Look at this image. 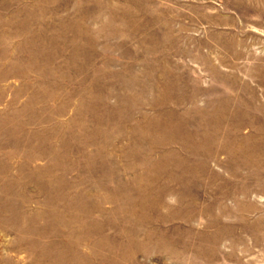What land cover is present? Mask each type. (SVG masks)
Segmentation results:
<instances>
[{"label":"rangeland","instance_id":"obj_1","mask_svg":"<svg viewBox=\"0 0 264 264\" xmlns=\"http://www.w3.org/2000/svg\"><path fill=\"white\" fill-rule=\"evenodd\" d=\"M0 264H264V0H0Z\"/></svg>","mask_w":264,"mask_h":264}]
</instances>
